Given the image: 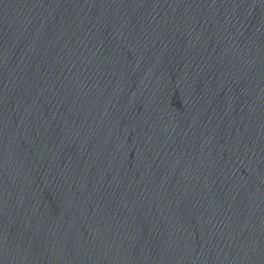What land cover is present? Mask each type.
<instances>
[{"label":"water","instance_id":"water-1","mask_svg":"<svg viewBox=\"0 0 264 264\" xmlns=\"http://www.w3.org/2000/svg\"><path fill=\"white\" fill-rule=\"evenodd\" d=\"M0 264H264V0H0Z\"/></svg>","mask_w":264,"mask_h":264}]
</instances>
